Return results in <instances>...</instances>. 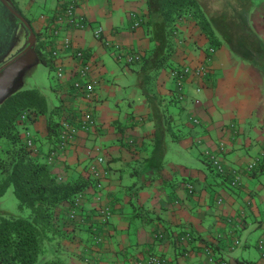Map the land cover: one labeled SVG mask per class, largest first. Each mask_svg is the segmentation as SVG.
<instances>
[{"label":"crops","instance_id":"0c3cea01","mask_svg":"<svg viewBox=\"0 0 264 264\" xmlns=\"http://www.w3.org/2000/svg\"><path fill=\"white\" fill-rule=\"evenodd\" d=\"M52 1L49 13L39 12L36 16L28 14L29 4H16L20 10L17 12L37 33L36 41L39 37H51V15L57 6V0ZM198 1L214 24L219 43L211 47L193 21L182 18L174 31L169 59L173 66H202L203 76L184 80V99L179 101L174 96L175 83H165L162 74L155 93L142 90L137 80L128 95L123 122L117 120L119 109L108 111L103 105V95L109 89L101 80L104 66L98 58L104 49L112 50L104 44L105 39L127 52L141 56L149 53L155 44L152 37L156 36L150 34L147 0H81L75 12L84 15L88 25L80 30L60 29L61 36L71 39V46L59 53L66 68L78 65L72 55L76 49H82L97 62L92 69L97 77L93 101L73 100L60 82L57 93L64 109L62 114L68 106L66 101L92 111L97 100L94 113L102 124H109L108 129L94 124L89 131L82 130L52 163L53 172L66 179L83 174L88 160H95L92 154H98L103 161L95 163L107 172L100 188H88L75 221L60 222L70 232V238L61 242L66 264H131L134 258L150 251L164 256L165 264H212L203 241L210 243L214 255L226 264H264L257 246L261 241L264 249V221L258 218L264 201V2L244 3L238 14L229 11L224 0ZM97 26L102 27V38L93 35ZM162 45L163 42L155 45L153 59L163 51ZM46 49L51 52V47ZM140 59L132 62L135 68H121L128 80L145 69L147 64ZM166 74L169 75L168 71ZM168 99L177 102L176 112L167 106ZM167 118L175 127L183 124L187 133L171 139L174 132ZM31 124L35 129H27L26 134L39 138L46 134L45 121L35 118ZM127 141L133 143L127 146ZM40 142L37 149L42 153L47 144ZM191 146L201 158L205 151L214 153L238 174L239 185L230 186L234 191L222 186L225 181L228 183V174H220V181L216 182L208 179L202 168L182 163L192 153ZM169 149L175 155L166 158ZM151 151L158 155L164 151L160 170L156 168L158 160H148ZM254 159L255 165L247 170ZM206 161L203 160L211 171ZM186 184L192 189L188 190ZM99 206L109 208L105 224L96 211ZM249 226L256 227L254 251L245 250L249 246L245 241L243 252L232 254L239 244L237 229ZM94 229L101 234L96 243L91 240L90 232ZM158 230L163 232L160 239L154 235ZM184 232L192 238L178 241L176 237Z\"/></svg>","mask_w":264,"mask_h":264},{"label":"trees","instance_id":"16d2710c","mask_svg":"<svg viewBox=\"0 0 264 264\" xmlns=\"http://www.w3.org/2000/svg\"><path fill=\"white\" fill-rule=\"evenodd\" d=\"M198 2V0H147L149 16L147 22L150 28L160 24L161 38L159 44L156 42L147 55L140 57L142 64L150 66V62L157 61L161 66L167 62L170 68L175 66L169 56L172 52L176 25L182 18H190L211 47L218 45L219 39L216 38L212 27L214 24ZM152 39L156 40L154 37ZM162 42L163 51L153 59V52L157 48L155 45H160ZM34 48L39 61L46 65L48 70H53L52 54L43 42L36 41ZM178 66L176 65L175 68ZM174 96L176 97L175 93ZM61 108L62 105L48 110L44 94L35 87L17 89L0 103V139L2 141L0 144V196L11 187L18 199V206L28 208V212L24 215L0 212V264H66L61 242L70 238V232L64 229L60 222H74L81 211L83 196L88 193V188L95 189L103 185V176L107 172L96 165L95 162L103 161V157L98 154H92L95 160H88L83 174L64 179L53 172L52 163L56 156L66 149L61 151L56 149L59 135H61V121L64 117ZM23 113L25 115L21 117ZM39 114H47L46 134L41 138L22 131L26 129V123L34 120ZM92 116L93 124L85 131H89L94 124L101 126V122L95 115L92 114ZM170 137L175 140L179 136L171 133ZM26 138L30 139V144L26 143ZM40 140H44L47 144L46 150L42 152L44 154L37 149L41 145ZM132 143L127 141L126 145L130 146ZM163 153L164 151L158 155L151 151L148 157V160H158L156 166L158 170L163 165ZM203 154L206 157V153ZM50 156H52L51 160H49ZM98 157L102 159L98 160ZM205 157L201 159L206 161ZM76 197H79L81 201L73 207ZM102 207L99 206L96 211L98 212ZM90 233L91 240L96 243L97 240L93 235L97 233V230H91ZM158 233L162 235L156 236L155 234ZM154 235L160 239L163 237V232L158 230ZM176 238L178 239L179 235ZM203 243L214 258L213 264H218L220 257L214 255L210 243L206 241ZM153 253L155 251L148 252V254ZM159 256L165 259L164 256L160 254ZM85 259L88 258L85 257ZM240 264L245 263L240 261Z\"/></svg>","mask_w":264,"mask_h":264},{"label":"rangeland","instance_id":"374dc122","mask_svg":"<svg viewBox=\"0 0 264 264\" xmlns=\"http://www.w3.org/2000/svg\"><path fill=\"white\" fill-rule=\"evenodd\" d=\"M29 0H0V103L13 91L22 88H30L35 87L41 91L47 101V108L51 110L54 106H61V100L58 90H60V82L55 78L54 71L48 70L46 65L41 63L38 59L36 51L34 47H31L25 51H22L27 45L29 39V30L25 24V22L18 16H16L12 10L20 11L17 8L16 4L20 6H25L29 4V15H37L39 12L45 13L50 10L48 8L53 4L52 0H34L33 2H28ZM264 2V0H224V4H229V11L236 12L240 14V10L243 7L244 3H260ZM237 5V10L235 8ZM27 15V13H26ZM161 21V20H160ZM160 24H156L151 27V33L155 37V43L159 44L161 38V30L159 31ZM145 27V26H144ZM103 61L104 71L101 74V80H103L104 84L107 85L109 92L103 95V105L107 107L108 111L116 110L118 112L121 111L118 121L123 122L125 110L127 108L126 102L128 99V95L135 88L134 84L138 82L141 85V89L144 91L155 93L157 89V81L159 74H162L165 79V83L168 85H172L173 78L171 75L166 74L169 73V62L164 65H158L157 61H152L149 63L150 66H146L143 69L142 73L138 75V77H134L133 79H127L125 73L121 71V68L129 67L135 68L136 64H124L123 62L118 61L113 51L109 48H106L100 54L98 61ZM171 78H170V77ZM171 99V98H169ZM167 106L169 109L176 112L178 108V104L175 101H169ZM96 101H94L91 106L93 114H95V110L98 108L96 105ZM118 107V108H117ZM64 111L63 108H61ZM108 116L110 115L107 113ZM47 114H39L36 118L41 121L46 120ZM96 117V114H95ZM97 118V117H96ZM98 120V119H97ZM33 121V120H32ZM28 121L26 129H22L23 132H27V129L30 132L34 131V126H32L31 122ZM167 121L170 122V130H172L175 134L180 136L187 133V128L182 124L181 126L177 125L175 127L172 120L167 118ZM100 125L104 128L108 129L109 124L105 121V124H102L100 121ZM179 126V129L176 128ZM98 141V139H97ZM0 139V144H1ZM192 153L187 154V160L183 161L184 165L192 166L194 168L199 167L206 172V177L212 181H220V174L217 173L215 168L210 165L211 171L207 168L200 155L195 150L194 146H191ZM175 155L173 151L168 150L166 153V158H171L172 155ZM218 157V156H217ZM219 159V158H218ZM220 161V160H219ZM222 163V161H220ZM196 170V169H195ZM132 171V170H131ZM225 184L222 185L223 188L227 191H234L235 188L230 187L231 184L225 181ZM202 185V184H201ZM203 186V185H202ZM18 199L14 195L12 188L9 187L5 191L3 195L0 196V212H7L10 214H20L24 215L28 212V208L19 207ZM213 207L211 206L210 209ZM259 217L262 221H264V201L262 206L258 209ZM256 227L249 226L245 229H237V238L239 240V244L236 249L232 251V254H241L243 252V243L245 241L249 242L245 250L254 251L253 242H255L257 237V232L254 229ZM245 253V252H244Z\"/></svg>","mask_w":264,"mask_h":264},{"label":"built area","instance_id":"2783aa9c","mask_svg":"<svg viewBox=\"0 0 264 264\" xmlns=\"http://www.w3.org/2000/svg\"><path fill=\"white\" fill-rule=\"evenodd\" d=\"M81 0H57V6L51 15V37L49 39L40 38V41L46 46L51 47V54L53 56V71L55 74V78L57 81L61 82L65 87L66 94L68 97L73 100H85V101H93L96 98V81L97 77H95L92 73L93 67H95L96 59L83 51L82 49H76L73 52V57L77 59L78 65L75 67H67L63 62L59 60V53L71 46V39L68 35L61 36L59 34L60 29L69 28V29H78L84 28L88 25V21L84 15H77L75 10L77 5ZM48 24V23H46ZM138 22L134 23L136 26ZM103 30L101 26H97L93 30V35L95 38H102ZM104 44L112 48L115 58L123 63H132L134 61H138L141 55L137 53H131L123 50L119 45L115 43L109 42V40L105 39ZM52 45V46H50ZM204 68L202 66H188L183 64L178 68L172 67L169 69V74L173 78V83H175L176 89V98L178 100L184 99V94L181 91L182 83L185 79L193 78L196 79L198 77L203 76ZM68 91V92H67ZM66 112L64 113V117L62 118L61 125V135H59V141L56 144V149L61 151L67 148L73 141L74 138L82 132V130H86L89 128L91 124H93V116L91 109H87L85 107L75 106L71 104V101H66ZM26 113V112H25ZM25 113L21 114V117L25 115ZM192 122H197L196 118L192 119ZM26 143L30 144V139L26 138ZM221 142L217 143L216 150H220ZM206 159L208 163L215 168L218 173H226L229 175V183L231 185H239L238 174L232 169L228 168L226 165L221 163L218 157L214 153H209L205 151ZM52 159V156L49 157V160ZM102 157H98V160H101ZM256 163V159L252 160L246 167L247 170H250ZM188 190H191V185L186 184ZM81 201L79 197L75 198V202L73 207L77 206V204ZM98 215L100 216V221L107 223L110 211L108 207L103 206L98 211ZM160 237L162 233L155 234ZM96 242L101 240V234L95 233L93 235ZM190 233L184 232L179 235V241L186 242L190 240ZM236 242V239L233 240V243ZM259 249H261V256L264 257V249L262 247L261 241L257 243ZM208 262L214 263L213 256H211L209 249H204ZM166 259L161 258L159 254H146L142 255L139 258H134L131 264H165ZM218 264H226L224 260H220Z\"/></svg>","mask_w":264,"mask_h":264},{"label":"water","instance_id":"95a60500","mask_svg":"<svg viewBox=\"0 0 264 264\" xmlns=\"http://www.w3.org/2000/svg\"><path fill=\"white\" fill-rule=\"evenodd\" d=\"M12 12H13L16 16L20 17V18L25 22L27 28L29 29V39H28L27 45L25 46V48H24L22 51H25V50H27V49H29V48H31V47H34L35 42H36V34H35L33 28H32L31 25L27 22V20L24 18V16H22L20 13L14 11V10H12ZM34 49H35V48H34Z\"/></svg>","mask_w":264,"mask_h":264}]
</instances>
